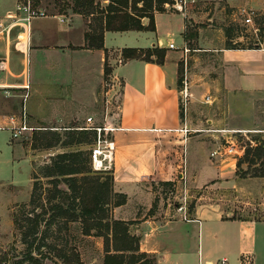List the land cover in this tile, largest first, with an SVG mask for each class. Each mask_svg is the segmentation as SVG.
Masks as SVG:
<instances>
[{
  "label": "crops",
  "instance_id": "1",
  "mask_svg": "<svg viewBox=\"0 0 264 264\" xmlns=\"http://www.w3.org/2000/svg\"><path fill=\"white\" fill-rule=\"evenodd\" d=\"M22 1L0 0V22L11 24L14 19L8 15H13L16 5ZM32 1L37 9L51 7L55 13L31 20L28 32L21 27L22 22L17 21L0 35V127L9 125L10 116L19 123L24 115L27 123L53 122L63 128L61 124L77 121L83 112L90 116L98 99L103 97L106 110L101 114L112 121L106 96L111 90L103 94L98 92L106 63L110 68L108 75L118 92L114 110L118 119L112 122L119 127L113 133L116 145L113 189L127 195L124 204L112 209V216L121 220L139 219L131 226V232L139 237V250L155 255L157 264H219L222 258L229 264H240L241 257L246 254L251 256L252 264H260L258 257L264 250V219L223 218L219 211L209 212L205 208H197L187 219L181 215L163 221L154 216L135 217L134 204H147L150 199L143 181L180 182L188 178L198 185L203 169L216 173L212 179H222L232 163L214 160L213 163L208 161L211 168L204 166L207 163L205 142L199 138L200 134L191 133L193 130L203 132L198 127L200 115L192 112L193 103L199 98V88H191L190 84L187 113L183 116L180 112L176 56L167 48L171 38L163 39L157 26V17L174 13L155 12L153 31H105L103 48L97 49L87 45V18L69 9L58 11L53 0ZM96 1L101 6L107 3V0ZM225 2L230 7L246 10L243 5ZM261 2L259 8L247 9L264 10V0ZM141 21L144 26L148 24L146 17ZM184 30L182 18L179 32L183 40ZM24 37L28 44L22 46ZM121 39L131 43L121 45ZM110 40L119 45H111ZM156 46L166 49L162 64L142 59L121 61L123 48ZM212 52L218 63L214 65L213 81H205V86L223 92L227 100L225 105L237 97L246 99L253 108L256 101L264 103V47L229 49L221 46ZM90 75H96L97 82L84 88L81 80ZM80 86L84 92L79 96ZM216 98L221 100L220 95ZM206 121L211 124L210 128L225 122L221 115L210 116ZM255 122H262L261 116H257ZM222 128L211 130L219 132L216 130ZM18 139L8 140L11 154L27 155ZM217 143L218 137L215 145ZM27 156L31 164L33 158ZM235 159L231 158L234 162Z\"/></svg>",
  "mask_w": 264,
  "mask_h": 264
},
{
  "label": "rangeland",
  "instance_id": "2",
  "mask_svg": "<svg viewBox=\"0 0 264 264\" xmlns=\"http://www.w3.org/2000/svg\"><path fill=\"white\" fill-rule=\"evenodd\" d=\"M261 1L228 0L232 5L240 4L246 8V10H239L230 7L225 0H171L164 5V11L173 12L174 14L165 13L157 17L159 35L166 40L171 38L177 47L184 45L188 49L187 53L182 52V49L168 50H173L172 52L176 56L175 60L178 66H182L183 74L184 71L187 73L191 88H199V98L194 101L192 112L195 115H200L201 123H198V127L202 128L203 132H197L192 129L191 133L193 135L200 134L199 138L202 137L205 142L207 163L204 166L209 168H211L209 162L213 163L215 160L210 157L211 149L217 146V144L215 145V138L218 137V142L223 141L222 133L224 130L237 131V133H232V136L238 146L244 147V149L248 144H251L250 140L253 141L252 138L254 137L264 140L263 101H256L253 108L248 105L246 99L237 97V99H230L228 105H225L227 100L223 98V92L214 91L212 87L207 84L205 86L204 83L205 81L212 82L215 77L214 65H217L218 60L215 59L212 50L215 47H225L224 27L232 24L244 25L247 27L244 33L253 34V30L257 26L254 23L256 11H250L247 8L257 9L260 7ZM30 2L33 4L32 0ZM177 3L182 4L181 10H177L172 6V4L176 5ZM45 11L47 15L55 13L54 8L51 7H47ZM247 17L251 19L248 23L245 22ZM182 18L185 23L186 40L182 39L179 32ZM237 38L234 37V39ZM240 40H242V36ZM124 43L131 42L128 39H121V45H124ZM111 45L119 44L117 41H112ZM257 47H264V38ZM81 82L84 84V88L90 87L96 84V75L94 77L90 75L83 81L81 80ZM113 84L111 76L107 74L104 75L102 83L98 86L99 94H103L102 92L106 90H111L106 95L109 98V107L107 108L109 112L115 110L117 102L116 96L118 92H116ZM83 92L84 90L80 86L77 90L78 95H82ZM205 95H211L213 101L211 103H203L202 99ZM218 95H220L221 100H217L216 97ZM105 99V97L99 98L96 102L95 110L90 113V116L98 124H102L103 116L101 113L106 110H104ZM251 110H254V113H251ZM83 113L84 115L80 116L77 121L61 125L63 127L72 125L83 126L84 118L87 116V113ZM253 114L254 117H252ZM220 115L225 122L222 124L217 123L214 128L232 127L233 129L216 130L219 132L211 130L214 128H210L211 124H208L206 119L210 116L217 117ZM255 115L261 116L262 122H255L257 119ZM26 125L29 129L25 130L18 140L23 144L24 149L27 150V155H31V158H33L31 163L33 161L36 164H42L48 160L51 154L63 150H88L91 144L90 138H92V134H89L87 142L68 148L53 147L46 149L41 146L45 136L42 130L57 129L62 134L64 132L63 128L53 122H26ZM194 125H197V123ZM257 130L260 131L256 132ZM213 134L216 137L213 138ZM11 137V129L0 128V260L5 257L4 250H7L10 246L15 248L14 251L12 250L15 254H18V250L21 249L18 237L14 233L11 213L17 208V205L28 201L32 183L30 178V158L23 153L11 154L8 145V140ZM62 138H64L63 135ZM237 159H235V162L231 160V157L225 159L226 162L228 160L227 163H232L227 166L228 173L222 179H212L216 173L213 170L212 172L209 171L210 169L208 168L206 171L203 169L199 175L198 185L188 178L182 179L180 182H174L171 186L161 185L159 182L153 183L149 180L143 181V188L144 190L148 188L150 199L147 204H134L135 217L148 218L154 216L156 219L163 221L181 215L178 208L183 206L186 217L192 215L197 208H205L209 212L213 210L219 211L223 218L236 217L263 220L264 177L241 176L239 171L236 172ZM242 167L245 168L246 165L242 164ZM153 202H156L154 207L152 205ZM71 235L72 243L80 251L83 264H102L103 249L101 237H84L80 233V225L78 223L71 224ZM258 261V263L264 264V250H261ZM49 264L53 263L50 262Z\"/></svg>",
  "mask_w": 264,
  "mask_h": 264
},
{
  "label": "trees",
  "instance_id": "3",
  "mask_svg": "<svg viewBox=\"0 0 264 264\" xmlns=\"http://www.w3.org/2000/svg\"><path fill=\"white\" fill-rule=\"evenodd\" d=\"M170 1L107 0L104 6L96 0H53V3L58 11L67 12L69 9L87 18V45L101 49L105 31L155 30L154 13L164 11V4ZM32 7L37 9L34 4ZM255 14L257 26L253 34L244 33L247 29L244 25L224 27V48H259L257 45L264 38V10ZM144 17L148 18L146 26L141 21ZM182 35L186 40V33ZM165 53L166 49L159 46L123 48L121 61L142 59L162 64ZM109 72L110 68L105 63L104 75ZM182 74V66H178V86ZM79 127H63L62 134L57 129H43L45 136L41 146L46 149L68 148L87 142L89 134H92V144L95 133ZM252 139L253 144H248L236 161V172L239 171L243 177H264V140ZM89 155L90 147L88 150L56 152L42 164L32 161L29 199L17 205L11 213L21 249L18 254L12 252L15 250L13 246L4 250L5 257L0 264H83L79 249L72 243L73 223L80 225V233L84 237L102 238V264H157L155 255L139 250V237L131 232V226L139 220H121L112 216V209L124 204L127 195L114 191L113 172L92 170ZM242 164L246 167L243 168ZM159 183L171 186L174 181ZM152 205L156 206V202Z\"/></svg>",
  "mask_w": 264,
  "mask_h": 264
},
{
  "label": "built area",
  "instance_id": "4",
  "mask_svg": "<svg viewBox=\"0 0 264 264\" xmlns=\"http://www.w3.org/2000/svg\"><path fill=\"white\" fill-rule=\"evenodd\" d=\"M165 3L164 5H166ZM172 6L177 9L181 10L182 4L177 3L176 5L172 4ZM44 10L35 9L32 7L30 0H24L18 3L15 7L13 15H8L9 18L14 19V22H22L21 26L28 32L30 28V22L36 17H43L46 16ZM250 17L245 19V22H250ZM11 23V24H12ZM11 24L4 25L0 22V35L2 33H6L8 31V26ZM28 44V41L24 37L21 45ZM168 49H182V52L187 53L188 49L182 45L181 47H177L172 40L169 41L167 44ZM2 62L0 61V65ZM191 97L190 91V83L187 78V73L184 71L182 74V78L180 80V84L178 86V98H179V107L180 111L183 116L186 115L189 101ZM213 98L211 95L203 96L202 102L203 103H211ZM110 118L112 121H108L106 115L102 117V124H98L95 122L92 116H87L84 119V125L79 128H83L85 130L93 131L95 133V138L90 146V166L92 170L97 172H113L114 170V163H115V150L116 145L113 138V133L119 129L117 125H113L112 122L118 119V113L116 111L110 112ZM9 125L8 126H1L0 128H9L12 131V138H19L25 130L29 129L25 122V116L23 115L20 118V122L16 123V118L14 116L9 117ZM186 130V129H185ZM223 130V129H222ZM221 131V130H219ZM257 130L256 132H259ZM232 133H237L235 130H224L222 133L223 141H219L217 146L214 147L210 152V157L215 160L224 161L226 158H239L243 154L244 147L238 146L235 138L232 136ZM253 144V141H250ZM178 211L181 212V217L183 219H187L184 211L183 206L178 208ZM183 211V212H182ZM219 264H229L225 258L219 260ZM240 264H252L251 256L250 255H243L240 259Z\"/></svg>",
  "mask_w": 264,
  "mask_h": 264
}]
</instances>
